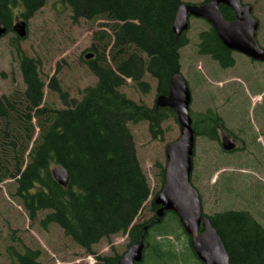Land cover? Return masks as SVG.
I'll list each match as a JSON object with an SVG mask.
<instances>
[{"label": "trees", "instance_id": "trees-1", "mask_svg": "<svg viewBox=\"0 0 264 264\" xmlns=\"http://www.w3.org/2000/svg\"><path fill=\"white\" fill-rule=\"evenodd\" d=\"M50 2L70 9L72 20H98L108 27L110 34L107 30L95 32V40L104 45H92L89 50L94 58L83 59L98 81L85 88L77 101L70 100L53 78L50 90L64 106L50 105L45 102L46 85L37 60L19 45L14 47L25 90L0 97V183L15 180V196L30 220L47 212L40 222L43 228L59 226L89 252L102 240L122 234L130 244L144 239L146 252L138 264H178V254L166 243L170 242L167 237L175 235L176 226H182L173 212L158 221L159 206L154 199L161 189L153 195L131 128L148 122L157 138L162 123L176 114L169 108L137 103L121 88L130 78L148 92L150 85L143 79L149 74L157 80V95L169 93L173 76L181 70V49L188 43L185 34L178 38L173 30L177 10L184 2L0 0V21L12 33L16 18L28 22ZM220 9L227 20L236 19L229 7L221 5ZM198 46L200 54L211 56L224 68L235 63L233 52L211 26L199 34ZM193 128L196 136L214 141L220 139L219 130L226 129L222 117L210 109L193 116ZM56 166L69 174L66 187L53 178ZM156 167L162 188L165 167L160 163ZM146 210L153 216L133 225ZM209 218L231 264H264V227L249 211L226 210ZM41 257L42 251L27 247L20 253L14 248L10 264H43ZM121 257L115 254L99 260L118 264Z\"/></svg>", "mask_w": 264, "mask_h": 264}, {"label": "rangeland", "instance_id": "rangeland-1", "mask_svg": "<svg viewBox=\"0 0 264 264\" xmlns=\"http://www.w3.org/2000/svg\"><path fill=\"white\" fill-rule=\"evenodd\" d=\"M203 1L183 0L190 4ZM243 3L253 7V15L260 24L257 40L264 48V0H243ZM71 14L70 9L50 2L27 22V34L19 42L15 32L0 39V97L25 90L20 58L14 48L17 45L37 60L46 85L45 102L50 105L64 106L59 95L50 90L53 78L70 100L77 101L84 96L85 88L97 83V77L83 59L88 60L87 53H94L89 50L93 44L104 45L95 40V32H110L101 21H75ZM209 26L204 19H190L185 34L188 43L181 49L180 73L192 94V119L209 109L218 113L224 121V131L235 139L237 148L232 152L222 148V129L219 141L197 136L191 182L199 191L206 215L226 210L249 211L264 227V63L233 52L234 65L224 68L211 56L200 54L199 34ZM143 81L150 85L148 92L130 78L121 91L133 101L152 108L158 96L157 80L146 74ZM131 128L139 161L154 195L161 189L156 163L166 167V147L180 136L178 120L171 117L163 122L157 138L152 136L148 122ZM38 132L36 129V137ZM15 193V180L0 183V264L11 263L14 248L20 253L27 247L42 251L43 264H104L99 257L127 252L130 245L127 235L102 240L92 253L74 243L59 226L43 228L40 222L47 212H40L35 221L30 220ZM153 214L146 210L138 221ZM175 230L166 244L178 254V264H200L190 237L182 227L176 226Z\"/></svg>", "mask_w": 264, "mask_h": 264}, {"label": "water", "instance_id": "water-1", "mask_svg": "<svg viewBox=\"0 0 264 264\" xmlns=\"http://www.w3.org/2000/svg\"><path fill=\"white\" fill-rule=\"evenodd\" d=\"M221 5L229 7L236 19L227 20ZM206 20L216 31L226 48L241 53L254 61L264 62V48L257 40L259 20L254 17L252 7L244 5L242 0H211L201 4L183 3L177 10L173 30L178 38L190 27V19ZM27 21L16 19L13 32L19 38L27 34ZM8 33V28L0 21V38ZM92 59L94 53H87ZM192 94L189 84L182 73L173 76L167 95H159L156 106L169 108L176 113L180 126L179 138L166 147L167 164L164 182L154 202L159 206L156 214L160 221L167 212H173L179 218L184 231L191 238V246L203 264H231L222 238L212 225L208 215L203 212L201 196L192 185L193 156L196 147V133L191 117ZM222 147L230 152L236 148L235 140L227 133L221 136ZM53 178L63 187L69 183V174L62 166L52 169ZM135 224V223H134ZM133 224V225H134ZM146 245L144 239L129 245L127 252L118 264H138L143 261Z\"/></svg>", "mask_w": 264, "mask_h": 264}, {"label": "flooded vegetation", "instance_id": "flooded-vegetation-1", "mask_svg": "<svg viewBox=\"0 0 264 264\" xmlns=\"http://www.w3.org/2000/svg\"><path fill=\"white\" fill-rule=\"evenodd\" d=\"M253 12V11H252ZM235 17H236V15H235ZM226 130V129H225ZM224 131L222 130V133H223Z\"/></svg>", "mask_w": 264, "mask_h": 264}]
</instances>
